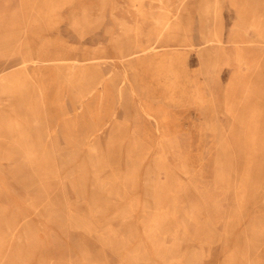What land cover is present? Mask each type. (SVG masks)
Wrapping results in <instances>:
<instances>
[{
	"label": "rangeland",
	"instance_id": "rangeland-1",
	"mask_svg": "<svg viewBox=\"0 0 264 264\" xmlns=\"http://www.w3.org/2000/svg\"><path fill=\"white\" fill-rule=\"evenodd\" d=\"M138 2L0 0V264H264V0Z\"/></svg>",
	"mask_w": 264,
	"mask_h": 264
},
{
	"label": "bare ground",
	"instance_id": "bare-ground-1",
	"mask_svg": "<svg viewBox=\"0 0 264 264\" xmlns=\"http://www.w3.org/2000/svg\"><path fill=\"white\" fill-rule=\"evenodd\" d=\"M134 4L137 5L139 2L138 0H133ZM165 35V34H164ZM219 36V35H218ZM165 37V36H164ZM214 38V37H213ZM212 42V41H211ZM217 42V41H216ZM140 49L143 51H151L154 49V45H152L151 43H141L140 44ZM24 61V60H23ZM115 112V111H114ZM113 118V117H112ZM103 137V136H102ZM142 184V183H141ZM216 258V257H215ZM214 259V258H213ZM216 260V259H214ZM207 262V261H206Z\"/></svg>",
	"mask_w": 264,
	"mask_h": 264
}]
</instances>
